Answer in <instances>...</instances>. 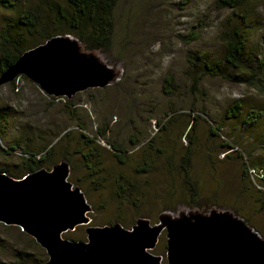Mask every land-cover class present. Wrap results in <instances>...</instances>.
I'll list each match as a JSON object with an SVG mask.
<instances>
[{
    "label": "rangeland",
    "instance_id": "374dc122",
    "mask_svg": "<svg viewBox=\"0 0 264 264\" xmlns=\"http://www.w3.org/2000/svg\"><path fill=\"white\" fill-rule=\"evenodd\" d=\"M13 1V8L0 6V33H20L33 43L37 35L20 22L33 6L55 27L54 14L41 0ZM246 6L235 15L216 0H120L112 44L95 51L121 70L117 81L71 99L47 94L26 76L0 85V170L19 179L30 154L46 156L42 168L48 170L68 162V180L81 188L92 210L90 224L65 232V239L87 241L88 226L118 222L132 229L140 218L158 223L164 211L212 207L231 209L264 237V89L239 83L240 73L232 68L224 71L232 77L205 74L201 62L224 56L221 34L236 24L248 29L249 52L259 50L264 0ZM237 101L244 106L240 117L227 118ZM85 136L95 142L88 144ZM188 153L194 188L185 181ZM145 160L149 171L140 174L136 169ZM151 253L169 264L166 231ZM30 258L43 264L48 255L19 226L0 222V260L35 264Z\"/></svg>",
    "mask_w": 264,
    "mask_h": 264
},
{
    "label": "water",
    "instance_id": "95a60500",
    "mask_svg": "<svg viewBox=\"0 0 264 264\" xmlns=\"http://www.w3.org/2000/svg\"><path fill=\"white\" fill-rule=\"evenodd\" d=\"M121 75L66 34L25 51L0 75V85L26 76L47 94L71 99ZM69 175L66 161L19 179L0 172V222L19 226L34 238L48 255L43 264H161L162 257L151 250L163 231L169 264H264V237L228 208L164 211L154 225L140 218L132 229L118 222L88 226L87 241L65 239V232L90 224L92 210Z\"/></svg>",
    "mask_w": 264,
    "mask_h": 264
},
{
    "label": "trees",
    "instance_id": "16d2710c",
    "mask_svg": "<svg viewBox=\"0 0 264 264\" xmlns=\"http://www.w3.org/2000/svg\"><path fill=\"white\" fill-rule=\"evenodd\" d=\"M119 1L120 0H41V2L54 14L55 19L50 23L55 25V27L51 24L48 25V22L44 21L41 16L39 6H33V8L28 9L23 17L20 18L22 26L28 30L29 34L32 36L37 35L38 38H33V43H31V41H27L26 37L20 33H18L19 36H13L9 30L1 32L0 75L10 66L15 64L25 51L40 45L39 43L41 41H36V39L45 42L51 37L59 34H70L77 37L83 44L84 48L88 51L107 50L113 40L114 12ZM248 2L249 0H216L218 8L230 9L235 15L237 14V11L246 8V4ZM0 6L10 9L15 6V3L13 0H0ZM240 16L244 22L247 20L246 18H248V13L246 12ZM198 37L199 36L195 35L191 41H195ZM221 38L225 47L224 56L219 60L208 61L206 59L201 61L204 66V73L213 76L228 75L230 77L231 74H226L224 71L225 67L232 68L240 73L236 76V80L239 83L248 84L263 90L264 35L263 44L256 52H249L247 43L249 39V32L248 29L243 28V26H238V24H236L234 28L224 30L221 34ZM199 59H202V57ZM171 80L172 78L170 77H167L166 79L168 83H170ZM12 85L15 86L14 83H12ZM243 109L244 106L242 101H237L231 105L225 116L227 118H239ZM259 114L262 115V112H259ZM255 118L258 119L259 116H256ZM98 135L102 138H106L105 131H99ZM85 138L87 139L88 144L95 142L94 139L89 138L88 136H85ZM110 144L115 150L123 153V150H121L116 144L112 142H110ZM228 147L231 146L228 145ZM11 149L16 148L15 146H11ZM24 154L27 155L30 154V152H27V149H24ZM115 155L122 158L121 154L115 153ZM45 157L46 156L37 158L30 154L28 158H24V170H22L23 173H25L24 175L44 167ZM190 159L191 157L188 153L184 157L185 164L183 168L186 174V184L189 187L194 188V183L189 177ZM149 165L150 164L147 160H145V163L138 166L136 171L140 174L146 173L149 171ZM245 166H247L246 163ZM0 172H7V170L1 169ZM262 180L264 181L263 176ZM259 181H261L260 177ZM121 189L124 190L125 188L122 186ZM262 193L264 201V192ZM30 259L32 260V263L35 264H41L44 261L34 258ZM0 264L4 263L0 260ZM21 264L25 263L21 262Z\"/></svg>",
    "mask_w": 264,
    "mask_h": 264
}]
</instances>
